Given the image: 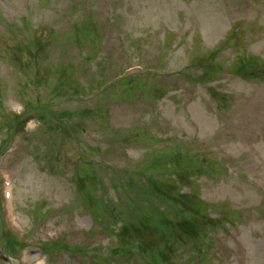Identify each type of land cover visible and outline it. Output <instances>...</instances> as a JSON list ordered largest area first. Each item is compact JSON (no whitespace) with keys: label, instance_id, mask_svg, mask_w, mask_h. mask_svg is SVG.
Segmentation results:
<instances>
[{"label":"rangeland","instance_id":"rangeland-1","mask_svg":"<svg viewBox=\"0 0 264 264\" xmlns=\"http://www.w3.org/2000/svg\"><path fill=\"white\" fill-rule=\"evenodd\" d=\"M244 51L264 64V0H0V178L13 184L4 222L28 248L24 263L74 264L68 254L41 249L50 242L62 248L106 242L94 204L117 209L122 177L107 167L84 170L81 157L91 161L92 149L100 148L106 165L129 170L140 165L118 153L132 160L180 140L223 164L216 176L181 188L214 208L207 221L219 222L193 241L208 246L210 261L186 264H264V81L230 71ZM210 56L206 69L221 66L211 81L193 84L176 75ZM160 63L170 75L141 80L148 90L153 84L169 92L161 101L144 89L131 94L140 80L128 86L118 75L133 65L146 67V75ZM109 85L116 89L110 106L130 95L116 121L119 145L97 138L101 100L89 103L97 87ZM209 93L219 96L218 108ZM135 208L122 205L129 213ZM12 248L10 255L18 251ZM18 255L10 264H21Z\"/></svg>","mask_w":264,"mask_h":264},{"label":"trees","instance_id":"trees-1","mask_svg":"<svg viewBox=\"0 0 264 264\" xmlns=\"http://www.w3.org/2000/svg\"><path fill=\"white\" fill-rule=\"evenodd\" d=\"M10 236L7 238V240H13V242L9 243L10 245H13V247H15V249H17L18 245L17 242H15L16 238L14 236H11V234H9Z\"/></svg>","mask_w":264,"mask_h":264}]
</instances>
